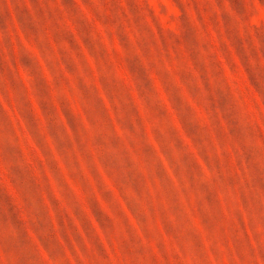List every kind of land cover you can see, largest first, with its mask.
I'll use <instances>...</instances> for the list:
<instances>
[{
  "label": "rangeland",
  "instance_id": "rangeland-1",
  "mask_svg": "<svg viewBox=\"0 0 264 264\" xmlns=\"http://www.w3.org/2000/svg\"><path fill=\"white\" fill-rule=\"evenodd\" d=\"M0 264H264V0H0Z\"/></svg>",
  "mask_w": 264,
  "mask_h": 264
}]
</instances>
